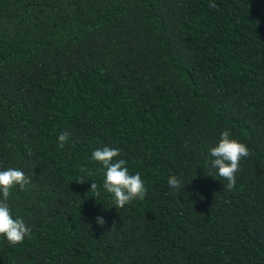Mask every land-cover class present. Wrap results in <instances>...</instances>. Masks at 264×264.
Segmentation results:
<instances>
[{
  "label": "trees",
  "instance_id": "obj_1",
  "mask_svg": "<svg viewBox=\"0 0 264 264\" xmlns=\"http://www.w3.org/2000/svg\"><path fill=\"white\" fill-rule=\"evenodd\" d=\"M223 130L250 152L231 191ZM104 147L143 199L115 208ZM8 168L31 181L7 201L31 234L0 237V264H264V0H0Z\"/></svg>",
  "mask_w": 264,
  "mask_h": 264
},
{
  "label": "clouds",
  "instance_id": "obj_2",
  "mask_svg": "<svg viewBox=\"0 0 264 264\" xmlns=\"http://www.w3.org/2000/svg\"><path fill=\"white\" fill-rule=\"evenodd\" d=\"M210 8H215L214 3L209 4ZM230 131L223 130L217 146L209 150L212 157L211 166L217 170V175L227 181L224 191H231L236 185L235 174L240 170V161L250 155L249 149L243 143L230 138ZM69 133L64 132L58 136L60 147L68 142ZM120 155L118 149L104 147L92 152L91 159L101 164L105 170L103 188L114 197L115 208H123L133 200L143 199L145 195L144 182L141 176L130 174L123 159L115 160ZM81 172H88L87 168H81ZM31 181L24 172L18 168H8L0 170V237L6 239L10 245H18L23 242L26 236L31 234V229L20 218L13 219L9 205L7 203L11 191L15 186L24 190ZM78 183H84L79 181ZM170 188H180L181 181L176 176H171L168 180ZM97 185L91 184V189L95 191ZM99 192L96 195L99 196ZM96 223L100 226L105 224L102 217H97Z\"/></svg>",
  "mask_w": 264,
  "mask_h": 264
}]
</instances>
